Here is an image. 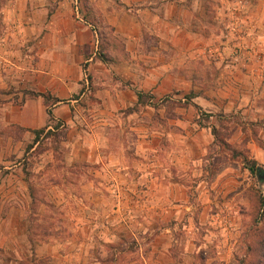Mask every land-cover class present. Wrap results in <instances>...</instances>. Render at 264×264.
I'll return each mask as SVG.
<instances>
[{
  "label": "crops",
  "instance_id": "1",
  "mask_svg": "<svg viewBox=\"0 0 264 264\" xmlns=\"http://www.w3.org/2000/svg\"><path fill=\"white\" fill-rule=\"evenodd\" d=\"M250 32L264 33V0H0L4 264H116L121 247L95 254V234L128 236L136 253L127 264L230 261L234 240L211 227L233 224L227 200L242 189L226 197L237 180L226 166L208 181L212 125L195 119L220 111L264 120V50L236 60L226 44ZM170 100L181 102L171 113ZM39 128L59 131L65 162L90 174L78 213L43 233L22 163ZM249 146L258 160L260 147ZM213 186L225 216L212 208Z\"/></svg>",
  "mask_w": 264,
  "mask_h": 264
},
{
  "label": "rangeland",
  "instance_id": "2",
  "mask_svg": "<svg viewBox=\"0 0 264 264\" xmlns=\"http://www.w3.org/2000/svg\"><path fill=\"white\" fill-rule=\"evenodd\" d=\"M217 33L219 37H225L219 31ZM218 43V41L214 42V44ZM226 44L235 59L238 60L245 56L252 61L257 59L264 50V33L257 36L250 32L249 37L244 40L240 35L233 33L229 35ZM219 45H224V43ZM180 103L177 100H170L166 105L170 110L174 105ZM135 108L140 109L141 107L138 105ZM210 114H213V116L209 117L206 113L204 115L200 114L195 119L214 127V130H212L214 134L211 133L212 140L206 145V151L203 155L206 159V165L202 168H204V173L207 175L206 178L212 183L213 175L226 166L230 169L229 173H232L237 179L233 182L235 189L232 188L226 197L233 194L236 189H242L238 193H234L232 199L227 200L232 202V206L228 208L227 216H233V224L222 229H219V227H211V229L214 233L218 230L217 235L225 232V235L227 234L230 239L232 237L235 242L233 256L226 264H250L262 253L259 239L262 235L264 236V205L259 204V196L264 195V179L259 182L255 176V171L250 172L244 167L242 157L246 161L254 158L255 154L249 148V143L259 146L261 154L258 160L255 161L256 165L264 169V120L250 119L249 117L241 118L236 112L219 111ZM153 118L156 120L155 116ZM209 129L211 132V127ZM58 134L59 131L56 130H51L50 134L40 132L39 142L34 149L23 155L22 160L26 181L37 201L30 207L32 212L36 214H30V216L39 218V222L35 223H37V227L42 233L48 232L46 227L54 224L59 227L65 225L67 215L70 214L69 210H73V214L78 213L79 207L84 202L80 196L83 185L81 179L90 175L88 172L89 167L78 162L72 164L65 162L67 149L60 142ZM130 137L131 135L128 133L124 135V138L128 141ZM218 182L220 183V180ZM228 185L231 184L228 183ZM214 189L213 186L210 195L214 201L217 200V205L212 203V208L217 209L219 215L225 216V209H223L225 207L223 204L226 200L223 199L225 196L222 198L219 189L217 192ZM62 191H65V193L71 191L76 197H60L61 202L57 204L50 200L49 194L55 192L57 194V192ZM231 226H234L235 229H231ZM202 231L204 232V230H200V232ZM230 232L234 233L231 235ZM103 237L105 236L101 234L99 236L95 234L93 237L95 254L98 252L105 253L107 258L112 257L113 249L110 244L116 243L122 250L117 254L116 264H127L129 257H134L136 252L131 251L130 246H126L128 236L121 235L120 240L116 239V242H105L102 240ZM4 262L3 257L0 255V264H4ZM21 264L25 263L21 262Z\"/></svg>",
  "mask_w": 264,
  "mask_h": 264
},
{
  "label": "trees",
  "instance_id": "3",
  "mask_svg": "<svg viewBox=\"0 0 264 264\" xmlns=\"http://www.w3.org/2000/svg\"><path fill=\"white\" fill-rule=\"evenodd\" d=\"M140 100H141V93L137 92V102H140ZM46 111H47V114H49V116H50V109L48 107L46 108ZM53 126H55V124H53ZM212 130H214L213 126H211V133L214 134V131H212ZM34 132H35V138H37L40 132H44L45 134L46 133L50 134L51 130L50 129L44 130L43 128H39V129H35ZM242 159H243V165L250 172L255 171V168L257 165H256V161L254 158H251L248 161H246L244 157H242ZM259 204L261 206L264 205V195L259 196ZM259 243H260V248L262 250L261 251L262 253L254 261H252L250 264H264V236L263 235L259 239Z\"/></svg>",
  "mask_w": 264,
  "mask_h": 264
},
{
  "label": "water",
  "instance_id": "4",
  "mask_svg": "<svg viewBox=\"0 0 264 264\" xmlns=\"http://www.w3.org/2000/svg\"><path fill=\"white\" fill-rule=\"evenodd\" d=\"M255 176L259 182L264 179V169L259 165H257L255 168Z\"/></svg>",
  "mask_w": 264,
  "mask_h": 264
},
{
  "label": "built area",
  "instance_id": "5",
  "mask_svg": "<svg viewBox=\"0 0 264 264\" xmlns=\"http://www.w3.org/2000/svg\"><path fill=\"white\" fill-rule=\"evenodd\" d=\"M237 60V59H236ZM87 84V78H86V74H85V76H84V78H83V85H86Z\"/></svg>",
  "mask_w": 264,
  "mask_h": 264
}]
</instances>
